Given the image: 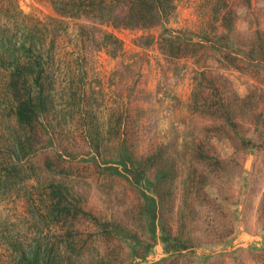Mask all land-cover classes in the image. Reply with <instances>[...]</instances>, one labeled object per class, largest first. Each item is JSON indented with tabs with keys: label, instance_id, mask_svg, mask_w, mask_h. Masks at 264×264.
I'll return each instance as SVG.
<instances>
[{
	"label": "rangeland",
	"instance_id": "1",
	"mask_svg": "<svg viewBox=\"0 0 264 264\" xmlns=\"http://www.w3.org/2000/svg\"><path fill=\"white\" fill-rule=\"evenodd\" d=\"M174 2L141 26L122 24L117 6L77 18L50 0H0V22L13 11L64 20L57 56L78 60L85 78L68 102L99 120L126 109L118 138L85 129L79 106L30 133L37 178L67 184L113 224L112 248L88 243L72 264H264V0H228L224 19L212 0ZM9 125L0 113L3 150ZM25 206L0 196V264H15L6 237L26 229Z\"/></svg>",
	"mask_w": 264,
	"mask_h": 264
},
{
	"label": "trees",
	"instance_id": "2",
	"mask_svg": "<svg viewBox=\"0 0 264 264\" xmlns=\"http://www.w3.org/2000/svg\"><path fill=\"white\" fill-rule=\"evenodd\" d=\"M50 1L58 15L77 18H101L105 10L117 6L121 9L122 24L141 26L155 18L165 19L176 5L174 0ZM227 1L212 0L213 17L224 19L228 15ZM12 13L9 22H0V113L14 120V125L7 129L5 150L0 149V196L10 201L22 197L30 215L25 230L18 228L17 236L9 240L6 237L7 255L15 264H72L70 255L88 243L110 248L113 224L84 208L80 196L67 184L37 178L33 164L28 162L29 155L37 150L30 141V133L37 131L39 121L47 116L56 119L61 108H69L70 113L79 106L84 107L85 129L118 138L129 129L126 109L119 108L115 118L111 108L99 120L89 105L68 102L69 96L79 99L85 78L78 60L57 56L54 31L64 20L54 17L44 21L19 16L18 11ZM220 101L222 96L209 109Z\"/></svg>",
	"mask_w": 264,
	"mask_h": 264
}]
</instances>
